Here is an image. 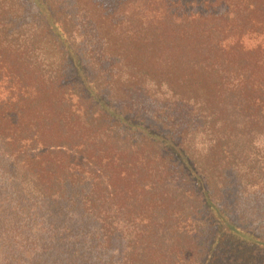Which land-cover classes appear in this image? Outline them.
Returning a JSON list of instances; mask_svg holds the SVG:
<instances>
[{
	"label": "trees",
	"instance_id": "1",
	"mask_svg": "<svg viewBox=\"0 0 264 264\" xmlns=\"http://www.w3.org/2000/svg\"><path fill=\"white\" fill-rule=\"evenodd\" d=\"M24 1L26 23L0 0V264H264L238 213L264 187V0ZM83 21L123 73L201 98L204 161L108 94Z\"/></svg>",
	"mask_w": 264,
	"mask_h": 264
},
{
	"label": "rangeland",
	"instance_id": "2",
	"mask_svg": "<svg viewBox=\"0 0 264 264\" xmlns=\"http://www.w3.org/2000/svg\"><path fill=\"white\" fill-rule=\"evenodd\" d=\"M21 5L23 8L21 22L32 21L35 10L24 0H21ZM84 22H81L83 30L79 40L92 68L98 73L101 72L109 81L108 94L122 104L170 127L189 128L193 154L199 161H204L212 142L214 127L211 119L205 114L201 98L193 94L173 92L164 85L144 79L139 81L137 76L123 73L118 60L104 53L101 35L98 37L94 26ZM47 50V46L43 45L41 58L51 63L56 62V57L53 58L52 53ZM238 213L251 227L264 231L262 184L247 186L240 192ZM112 250L116 251V255H121L120 246H115ZM109 252L111 253V250Z\"/></svg>",
	"mask_w": 264,
	"mask_h": 264
}]
</instances>
